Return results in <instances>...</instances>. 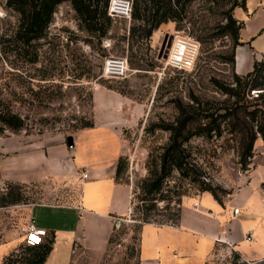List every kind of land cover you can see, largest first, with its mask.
<instances>
[{"label": "rangeland", "instance_id": "rangeland-1", "mask_svg": "<svg viewBox=\"0 0 264 264\" xmlns=\"http://www.w3.org/2000/svg\"><path fill=\"white\" fill-rule=\"evenodd\" d=\"M5 1L0 0V34L7 36L15 28L18 15ZM233 1L190 0L184 5L182 19L160 24L148 38L141 36V30L129 35L130 26L137 25L131 16L111 17L108 32L98 39L79 26L69 2L60 3L45 37L36 42V62L23 61L14 52L5 55L0 43V106L8 105L27 123L26 129L18 132L5 129L0 137L27 134L34 139L59 137L66 142V137L79 130L83 121L92 118L93 90L97 87L114 90L137 107L132 124L122 129L120 157L124 168L117 178L129 183L132 194L138 180L146 175L145 163L150 153H158L167 142L169 132L162 127L174 122L177 104L196 107L200 103L217 109V113L224 111L221 107L229 106L226 94L218 85H231L236 73L232 57L238 45L234 46L230 35L220 26L225 22L224 10ZM150 4L148 0L143 1L142 7L145 5L147 9ZM146 9L142 8V12ZM172 33L199 44L194 64L188 70L165 64L166 41H163ZM109 56L127 58L125 77L103 74V61ZM257 92L258 89H251L244 96L240 94L239 103L247 110H264V98L257 99ZM196 121L203 124L207 120ZM229 127L223 120L220 134L211 131L209 135L198 136L191 132L189 141L191 154L201 166L202 179L230 192L221 195L223 203L244 180L243 174L258 164L264 165V142L257 136L246 168L240 167L236 134L228 132ZM261 186L264 188V184ZM9 190L13 191L11 197L20 196L21 200L0 206V229L9 228L14 248L23 242L28 221L24 209L37 203L73 202L80 194V177L58 170L50 171L49 178L42 182L0 181V196ZM198 193L189 190L190 195ZM139 237L135 220L129 215L117 220L103 250L74 245L70 264H138ZM1 240L4 237L0 236ZM236 253L218 243L206 264H231ZM239 258L243 260L240 255ZM181 263L198 264V260Z\"/></svg>", "mask_w": 264, "mask_h": 264}, {"label": "crops", "instance_id": "crops-1", "mask_svg": "<svg viewBox=\"0 0 264 264\" xmlns=\"http://www.w3.org/2000/svg\"><path fill=\"white\" fill-rule=\"evenodd\" d=\"M233 15L243 23L234 68L245 74L264 55V0H244ZM136 108L116 91L97 87L92 92V126L71 135L72 147L59 137H0V181L42 182L50 171L58 170L80 177V194L73 202L37 203L24 209L27 223L47 232L43 242L50 243V250L44 264H70L77 244L103 250L117 220L130 215L131 186L115 178V169L122 154V129L132 124ZM83 171L86 178L81 177ZM243 178L223 205L208 191L199 192L182 197L176 225L144 223L139 264H182L192 259L206 264L218 243L243 260L264 258V165L258 164ZM0 236L1 263L13 243L9 228L0 229Z\"/></svg>", "mask_w": 264, "mask_h": 264}, {"label": "trees", "instance_id": "trees-1", "mask_svg": "<svg viewBox=\"0 0 264 264\" xmlns=\"http://www.w3.org/2000/svg\"><path fill=\"white\" fill-rule=\"evenodd\" d=\"M108 1L6 0V5L17 13L18 18L11 33L7 36L5 33L0 34L1 50L5 55L14 52L23 61L36 62V42L45 37L53 13L62 2L70 3L82 29L95 35L97 39L103 37L112 23V18L107 13ZM143 1L147 0H132L130 16L137 25L130 26V36H133L135 30H141V36L148 38L160 24L182 19L184 5L190 0H148L151 4L147 9L145 5L142 7ZM238 6H244V0H234L224 10L225 22L220 26L222 31L230 35L234 46L241 44L239 34L243 23L233 15L234 8ZM142 8L146 11L142 12ZM218 88L226 94L225 101L230 103L228 107H221L224 110L222 113H217V109L212 110L210 106H201L200 103L196 107L177 104L178 114L174 122L162 127L169 132L167 142L158 153H150L145 163L146 175L138 180L132 192L130 216L135 220L138 232L144 223L176 225L180 216L181 199L190 195V189L197 192L208 191L221 205V195L230 193L202 179L201 166L191 154V132L198 136L209 135L211 131L220 134V124L224 120L225 125L230 126L228 132L236 134L234 137L238 142L237 162L242 169L246 168L252 156L253 143L257 136L264 142V110H247L239 103V95L244 96L251 89L259 90L255 96L257 99L264 98V55L259 60H254L250 71L245 74L234 73L231 85L219 84ZM198 118H205L207 121L202 124L196 121ZM26 126L24 117L12 111L6 104L0 106V133L5 129L18 132L26 129ZM90 126L92 118L83 121L79 128ZM123 168L122 158L119 157L115 169L116 179ZM12 195L11 190L2 194L0 206L21 200L20 196L11 197ZM49 250V242L28 245L23 241L3 256L1 264H44ZM231 264H264V258L241 260L236 253Z\"/></svg>", "mask_w": 264, "mask_h": 264}, {"label": "built area", "instance_id": "built-area-1", "mask_svg": "<svg viewBox=\"0 0 264 264\" xmlns=\"http://www.w3.org/2000/svg\"><path fill=\"white\" fill-rule=\"evenodd\" d=\"M132 10V0H109L107 13L111 17L130 18ZM199 50L197 41L189 37L180 36L172 33V39L166 51L164 52L165 64L179 70L190 69L195 61ZM128 62L124 56L105 57L102 66V72L107 77L123 78L127 75ZM82 178L87 177V173H81ZM47 235L45 229L35 226L33 223H27L24 226L23 241L28 245L40 244Z\"/></svg>", "mask_w": 264, "mask_h": 264}, {"label": "water", "instance_id": "water-1", "mask_svg": "<svg viewBox=\"0 0 264 264\" xmlns=\"http://www.w3.org/2000/svg\"><path fill=\"white\" fill-rule=\"evenodd\" d=\"M171 39H172V34L167 35V36L165 37V39H164V41H163V43L166 41V42H165V51H166V49L168 48ZM164 55H165V53L163 54V57H164ZM66 143H67V145H68L69 147H72V145H73V138H72L71 135H69V136L66 137Z\"/></svg>", "mask_w": 264, "mask_h": 264}]
</instances>
